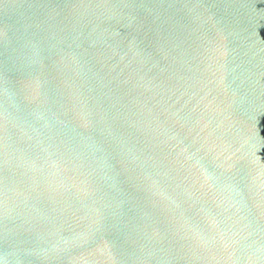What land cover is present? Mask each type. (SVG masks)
Returning <instances> with one entry per match:
<instances>
[{
    "label": "water",
    "instance_id": "1",
    "mask_svg": "<svg viewBox=\"0 0 264 264\" xmlns=\"http://www.w3.org/2000/svg\"><path fill=\"white\" fill-rule=\"evenodd\" d=\"M0 264H264V0H0Z\"/></svg>",
    "mask_w": 264,
    "mask_h": 264
}]
</instances>
